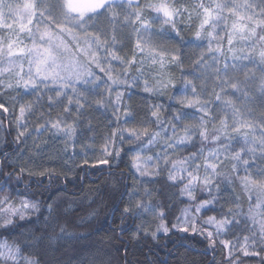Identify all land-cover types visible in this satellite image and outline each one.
Instances as JSON below:
<instances>
[{
    "label": "snow or ice",
    "instance_id": "obj_1",
    "mask_svg": "<svg viewBox=\"0 0 264 264\" xmlns=\"http://www.w3.org/2000/svg\"><path fill=\"white\" fill-rule=\"evenodd\" d=\"M38 3L39 0L36 3L25 0L24 13L36 8ZM57 12L64 17L62 23H57ZM39 15L43 18L41 22L47 23V29L38 38L30 35V44L21 37L32 32L31 26L21 29L15 39L0 37V89L16 92L23 87L34 98L25 102L20 95L13 97L19 103L13 143L19 147L26 144L33 131L41 133L47 129L67 138L61 149L64 155H68V142H71L72 155L65 161L66 167L82 157L78 165L81 171L84 166H107L109 174L117 166L113 161L121 157L127 144L135 153L130 157L133 184L122 193L127 195V200L120 211L121 224L127 218L139 220L127 236L129 241L150 237L158 243L174 230L199 234L205 237L208 247L219 242L227 249L230 264H240L238 259L232 260L235 245L219 237L245 231L248 233L245 241L252 243L241 245L240 250L244 256H260L259 264H264V0H200L195 5L183 0H47ZM101 15H105L111 26L110 35L96 27V18ZM65 26L85 33V45L81 46L79 37L70 36ZM7 27L13 30L11 25ZM126 27L131 28V33L122 31ZM220 31L225 33L224 37L219 36ZM237 37L244 47H235ZM225 38L227 50L223 48ZM73 39L75 48L70 47ZM217 42L218 46L213 48ZM125 47H129V52L121 55L120 49ZM197 50H201L199 54ZM218 56H223L224 63L215 68L213 91L204 99L207 85L196 84L201 79L196 69L210 67L208 57H212V64L218 65ZM186 59L191 61L190 68L184 67ZM24 61L28 65L26 71ZM172 68L180 70L179 79L169 71ZM132 88L157 100L166 97L170 104L145 103L146 115L137 121V110L128 95ZM216 88L220 90L216 92ZM93 95L99 97L94 104L89 99ZM65 98L63 113L54 121L45 120L35 129L22 122L26 113L35 111L37 104L43 107L46 102L51 110ZM109 108L112 119L108 125L114 123L115 127L100 137L103 141L100 156H90L89 153L97 151V135L84 134L94 133L96 125L90 115L84 125L85 116L89 109L108 111ZM0 110L12 114L5 103H0ZM189 110L195 111L190 114ZM44 115L41 114V119ZM62 116H73V122L68 124ZM189 118L197 122L182 124ZM129 124L134 126H122ZM181 127L182 131L178 132ZM82 136L90 143L77 151L76 142ZM161 138H166L162 152L143 155ZM197 141L201 146L188 156L172 158L179 149ZM206 145L215 147L205 151ZM45 146L36 145L32 163L22 162L20 153L0 155V181H3L0 220L5 221L0 223V261L4 264H31L25 246L32 244L34 237L26 222L40 212L39 202L29 195L28 182L19 195H14L9 185L13 180L22 181L25 174L36 177L38 183H42L40 177H47L48 184L59 176H67L53 168L37 170L34 159ZM9 163L11 170H6ZM164 168L168 169L165 183L173 189L171 199L188 201V206L181 209L183 219L176 216L169 221L172 205L153 199L150 186L143 192L139 190L141 185L159 180ZM177 184L182 185L178 192ZM110 187L116 191L119 185L113 183ZM201 194L207 198L200 199ZM47 211L49 214L54 211V203L48 204ZM9 232L12 234L8 235Z\"/></svg>",
    "mask_w": 264,
    "mask_h": 264
},
{
    "label": "trees",
    "instance_id": "obj_2",
    "mask_svg": "<svg viewBox=\"0 0 264 264\" xmlns=\"http://www.w3.org/2000/svg\"><path fill=\"white\" fill-rule=\"evenodd\" d=\"M6 3L11 4L9 12H5L2 17H0V37L6 39H15L16 36L20 33L21 29H27L23 25H20L16 16L13 14V7L19 5L25 0H5ZM33 3H36L37 0H32ZM118 2V1H117ZM143 2V0H141ZM184 3L188 5H195L200 2V0H183ZM207 2V0H206ZM242 2V0H241ZM47 0H39L38 6L34 8V13L36 14V20L33 22V19L30 23L32 34L36 32H43L47 29V23H42L43 19L39 13L46 6ZM64 17L62 13L57 12V23H62ZM123 20V16H121ZM198 23V21H197ZM8 25H11L12 31L8 29ZM66 27V31H69V34L74 36L81 37V40L84 41V35L79 34L75 28L70 30ZM96 27L102 28L108 31L109 35L111 34V26L108 24L105 19V15H101L96 18ZM222 27V26H221ZM124 33H131V28L126 27L122 30ZM31 33L25 32L24 36L21 37L22 41L27 43L28 36ZM190 35V34H189ZM219 36L224 37L225 33L220 31ZM104 37L101 36V39ZM135 39V35L132 34L131 37ZM207 42H205L206 44ZM235 47H244L242 43L239 42V37L234 40ZM218 46V42L212 45L213 48ZM73 48L76 45H72ZM130 47V45H129ZM129 47L121 48L120 54L125 55L129 52ZM223 48L227 50L228 44L227 39L223 41ZM206 51V48L203 49ZM197 50V53L199 54ZM195 59V57H193ZM208 62L211 65L207 68L196 69L198 75L201 76V79L196 80L197 85H207V91L205 92L204 99H207V93L213 91L214 82L216 81L215 77V68L217 66H222L224 63L223 56H218V65L212 64V57H208ZM25 64V61L23 62ZM117 69L119 66H116ZM185 68L191 67V61L186 59ZM252 67V66H249ZM19 71V68H17ZM26 71V70H25ZM178 79L180 77V70L176 68L169 69ZM97 73L103 76V73H100L97 69ZM231 75H236L235 73H230ZM242 75V74H240ZM190 78V77H189ZM103 87V86H102ZM220 89L216 88L215 91L218 92ZM99 91V89L97 90ZM20 95L25 102L34 99L29 90L20 87L16 92L8 91L7 89H0V103H5L6 107L10 109L12 113L9 116V113L3 112L0 110V121L3 122V127L0 128V155L4 152L10 154L20 153V160L28 161V163L33 162L34 158V149L36 145H46L41 149V154L38 158L34 159V163L37 165V170H40L42 167L53 168L67 173V176H59L54 183L48 184L47 177H40L39 180L42 183L37 182L36 177L29 178L27 174L24 175L22 181H12L9 185L13 189L14 195H19L23 192L24 183L28 182L31 190L36 191L39 189L40 185L49 186L48 191L45 193L49 203L54 199H59L63 203L73 202L79 205H88L92 204L93 201H99L101 198L107 201L104 212L94 218L93 220V234L90 239L86 242H97L104 241L106 245H110L111 251L110 255L119 257L120 264H159V262L164 261L166 264H177V260L180 261V264H230L228 260L227 249H225L219 242L215 244L214 247H208V242L205 237L199 234L192 233H176L175 230L173 234L170 235L167 239L162 238L158 243L153 242L151 238H146L139 242H132L127 239L129 233L134 230L135 224L139 223L137 218H127L124 224H121L120 211L123 207L124 202L127 200L126 193L127 188H130L133 184V170L130 168V157L135 154L133 149L129 148L127 144L124 145V152L121 157L114 160V168L109 174L107 166H97L92 168L90 166H84L83 171H81L80 160L82 157H78L75 160V164L69 163L67 167L65 166V161L68 160L69 156L72 155V145L71 142H68V155H64L61 152V149L64 147L66 137L60 136V134H53V132L48 131L47 129L41 133L35 131L32 132V135L27 138L26 144H21L19 147L17 144L13 143L15 136L17 135V129L14 123L15 116L19 114V103L16 102L13 97ZM55 95V93H52ZM107 95V93H105ZM116 93L113 92L112 96L115 99ZM128 95L131 97V105L134 109L137 110L136 120L140 121L146 115L143 111L145 103H161L164 106H168L170 101L166 97L157 100L155 97H148L139 89L132 88L128 91ZM214 98V97H213ZM230 97H225L228 99ZM47 99V94L45 95V101ZM89 99L93 102L99 99L98 96H90ZM189 99H195L189 97ZM67 103V98L60 106L53 107L51 110L48 109L47 103L45 102L43 107L39 104L36 105L35 111L31 113H26L24 121L26 122L29 129H35L37 125L43 124L45 120L54 121L58 115L63 113V107ZM125 103H128L126 100ZM190 114L195 110H189ZM50 112V116L47 115ZM44 113V118L41 119V114ZM91 116L92 122L96 125L95 132H87L84 135L91 136L97 135L96 148L97 151L89 153L90 156L95 155L96 157L100 156L99 148L103 141L100 137L107 130L110 132L115 124L108 125V122L111 117V109L108 111L104 109L94 110L89 109V113L86 114L84 119V125L88 122V116ZM223 115V113H221ZM74 116V113H73ZM73 116L61 117L66 120L68 124L73 122ZM170 120V116H169ZM197 121L195 119H187L182 122V124H195ZM167 124V121H166ZM83 126V125H82ZM107 126V129H106ZM124 127H132L133 124L122 125ZM211 127V125H209ZM159 130V129H154ZM182 131V127L178 129V132ZM169 135L171 133L169 132ZM166 138H161V141L157 144H154L151 147V150L144 151L143 155L153 156L156 152L163 151V140ZM90 141L83 138V136L76 142V150L82 151L83 147L89 144ZM145 144L148 143L147 140L144 141ZM200 142L197 141L195 145H186L179 149L177 153L172 158H183L188 156L191 152L199 148ZM120 147V145H117ZM208 147H215L214 145H206L205 151ZM21 149L23 151L21 152ZM152 163H155L153 161ZM161 166L163 167V162L161 161ZM227 167V166H226ZM71 168L72 171H68ZM103 169V170H101ZM6 170H11V164L9 163ZM18 171V169H17ZM203 171V170H201ZM168 169L164 168L161 172V178L159 180H152L151 184L141 185L140 191L143 192L145 187H151L152 198L158 201H164L171 204L169 209V221L174 220L176 216H180L183 219L181 209L188 206V201L186 198L174 201L171 199V193L173 189H169L165 183ZM3 181H0L2 183ZM116 183L119 185V188L116 191L111 189V185ZM182 185L177 184L175 191L178 192L179 188ZM199 191V190H198ZM226 195V193H221V196ZM138 198V197H137ZM200 199H206V194H201ZM147 200L148 198L145 197ZM134 202V201H133ZM223 203V201H221ZM94 206V205H93ZM194 207V206H193ZM216 211H219V205H216ZM227 207V205H225ZM214 214V213H207ZM206 218V216L201 217V219ZM145 219L151 220V217H146ZM250 226V225H249ZM248 233L245 231H238L232 235L220 236V240L227 239L235 245L234 255L232 260H239L240 264H259L260 256L249 255L244 256V253L240 250L241 245H251L252 241H245L244 237ZM2 238V237H0ZM250 251H255V249H249Z\"/></svg>",
    "mask_w": 264,
    "mask_h": 264
},
{
    "label": "clouds",
    "instance_id": "obj_3",
    "mask_svg": "<svg viewBox=\"0 0 264 264\" xmlns=\"http://www.w3.org/2000/svg\"><path fill=\"white\" fill-rule=\"evenodd\" d=\"M48 187L40 185L38 190L29 192L40 204V212L26 222L34 237L33 243L25 246L28 249L25 255L31 264H120L119 257L110 255V245L104 241L86 242L93 234L94 218L104 212L107 201L101 198L92 204L78 206L55 199L51 202L54 211L49 214L45 196Z\"/></svg>",
    "mask_w": 264,
    "mask_h": 264
},
{
    "label": "rangeland",
    "instance_id": "obj_4",
    "mask_svg": "<svg viewBox=\"0 0 264 264\" xmlns=\"http://www.w3.org/2000/svg\"><path fill=\"white\" fill-rule=\"evenodd\" d=\"M118 1V0H117ZM10 6L11 4L9 3H6L5 0H0V17H2V15L5 13V12H9V9H10ZM23 6H24V2L19 4V5H16L13 7V14L16 16L18 22L20 23V25H23L24 27L28 28L30 26V23L33 19V13H34V9L30 10L29 12H27L26 14L24 13L23 11ZM41 32H36V33H33L35 35V37H39ZM32 33L30 35H33ZM79 34H83L82 32H79ZM70 36H73V34H69ZM77 37V36H76ZM29 38V36H28ZM80 41H81V46H84L85 45V41L81 40V37H79ZM27 43L30 44V40H27ZM72 45H76V41L75 39L72 40V43L70 45V47H72ZM27 61H25V64H24V69L27 70Z\"/></svg>",
    "mask_w": 264,
    "mask_h": 264
}]
</instances>
